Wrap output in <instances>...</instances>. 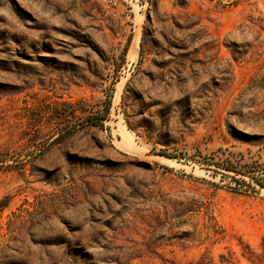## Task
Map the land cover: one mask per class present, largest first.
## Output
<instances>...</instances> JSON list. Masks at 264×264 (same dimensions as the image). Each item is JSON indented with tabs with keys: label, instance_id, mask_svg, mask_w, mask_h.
I'll return each mask as SVG.
<instances>
[{
	"label": "rangeland",
	"instance_id": "obj_1",
	"mask_svg": "<svg viewBox=\"0 0 264 264\" xmlns=\"http://www.w3.org/2000/svg\"><path fill=\"white\" fill-rule=\"evenodd\" d=\"M1 203L0 264H264V0H0Z\"/></svg>",
	"mask_w": 264,
	"mask_h": 264
},
{
	"label": "trees",
	"instance_id": "obj_2",
	"mask_svg": "<svg viewBox=\"0 0 264 264\" xmlns=\"http://www.w3.org/2000/svg\"><path fill=\"white\" fill-rule=\"evenodd\" d=\"M107 111H108V104L105 105V112H104V113L106 114ZM94 118H95L94 115H89V116H88V119H89V121H90L91 123H96V122H97L98 120H100L102 117H96L97 120H95ZM0 206H1V208H3V207L5 206V204H4V203H1Z\"/></svg>",
	"mask_w": 264,
	"mask_h": 264
},
{
	"label": "bare ground",
	"instance_id": "obj_3",
	"mask_svg": "<svg viewBox=\"0 0 264 264\" xmlns=\"http://www.w3.org/2000/svg\"><path fill=\"white\" fill-rule=\"evenodd\" d=\"M122 130H123V128H122ZM126 131V130H125ZM124 134V136H123V141H125V143H126V145H124V146H133L132 144H131V141L130 140H132L130 137H129V135L125 132V133H123Z\"/></svg>",
	"mask_w": 264,
	"mask_h": 264
}]
</instances>
